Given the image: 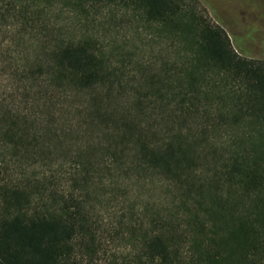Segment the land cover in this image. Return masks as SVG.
Masks as SVG:
<instances>
[{
	"label": "trees",
	"instance_id": "1",
	"mask_svg": "<svg viewBox=\"0 0 264 264\" xmlns=\"http://www.w3.org/2000/svg\"><path fill=\"white\" fill-rule=\"evenodd\" d=\"M22 1L0 0V23ZM51 1L132 11L175 52L140 77L137 114H95L109 165L80 154L47 162L32 124L0 110V264H97L108 242L109 264H264V12L252 43L186 0ZM45 56L28 78L56 94L126 92L92 38L60 40ZM133 195L141 201L127 207ZM114 202L112 226L102 208Z\"/></svg>",
	"mask_w": 264,
	"mask_h": 264
},
{
	"label": "rangeland",
	"instance_id": "2",
	"mask_svg": "<svg viewBox=\"0 0 264 264\" xmlns=\"http://www.w3.org/2000/svg\"><path fill=\"white\" fill-rule=\"evenodd\" d=\"M186 1L216 24L214 11L241 42L246 38V42L253 43L257 36L262 37L259 31L263 14L259 9L264 12V0H209L210 8L202 0ZM22 3L24 10L0 23V110L20 114L32 124L30 142L33 135H39L40 147L52 152L47 162L68 163L80 154L84 161L109 165L112 159L101 157L102 148L110 143L108 129L95 114H137L132 98L142 90L140 77L162 69L165 61L173 59L174 49L166 37H157L134 12L121 7L87 6V12H82L62 1ZM85 38L96 40L113 66L123 71L126 92L116 88L56 94L47 80L35 82L28 78L31 70L44 69L49 63L45 53L56 42ZM255 59L264 57L257 55ZM140 201L133 195L127 207ZM111 204L103 207L108 210L102 213L106 214V224L113 226L122 205ZM113 245L106 244L107 251L102 252L97 264H109Z\"/></svg>",
	"mask_w": 264,
	"mask_h": 264
}]
</instances>
